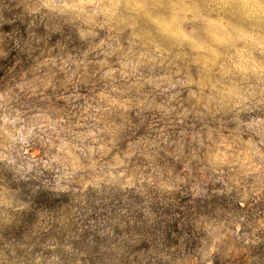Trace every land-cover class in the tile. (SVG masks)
Listing matches in <instances>:
<instances>
[{
    "label": "clouds",
    "instance_id": "1",
    "mask_svg": "<svg viewBox=\"0 0 264 264\" xmlns=\"http://www.w3.org/2000/svg\"><path fill=\"white\" fill-rule=\"evenodd\" d=\"M14 2L0 0V28L25 25L0 31V264H59L41 203L129 192L187 207L156 260L261 264L264 0Z\"/></svg>",
    "mask_w": 264,
    "mask_h": 264
},
{
    "label": "rangeland",
    "instance_id": "2",
    "mask_svg": "<svg viewBox=\"0 0 264 264\" xmlns=\"http://www.w3.org/2000/svg\"><path fill=\"white\" fill-rule=\"evenodd\" d=\"M16 3L19 0L13 3L14 8ZM21 11L5 12L4 18L12 19ZM24 27L21 20H16L14 24H5L0 31H22ZM38 210L56 214V220L60 221L55 231L45 234L46 239L60 247L43 253L48 259L58 256L59 264H154V261L164 264L151 251L162 250L161 246L171 248L186 231H182V221L187 207L173 204L160 195L145 204L144 198L135 192L92 194L78 204L41 203ZM37 219L33 217V224ZM69 246L71 252L66 250ZM257 255L264 264V245L252 249L251 256ZM240 260L248 264L243 256ZM252 264L258 262L253 260Z\"/></svg>",
    "mask_w": 264,
    "mask_h": 264
},
{
    "label": "trees",
    "instance_id": "3",
    "mask_svg": "<svg viewBox=\"0 0 264 264\" xmlns=\"http://www.w3.org/2000/svg\"><path fill=\"white\" fill-rule=\"evenodd\" d=\"M33 222H34V221H33V219H32V220H31V223L33 224Z\"/></svg>",
    "mask_w": 264,
    "mask_h": 264
}]
</instances>
